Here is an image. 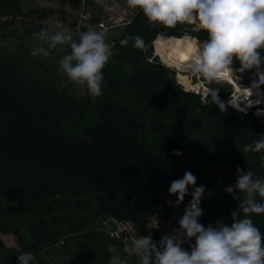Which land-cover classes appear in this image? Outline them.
<instances>
[{"label": "trees", "instance_id": "1", "mask_svg": "<svg viewBox=\"0 0 264 264\" xmlns=\"http://www.w3.org/2000/svg\"><path fill=\"white\" fill-rule=\"evenodd\" d=\"M23 13L15 0L7 14ZM50 13L38 7L26 12L39 20ZM9 24L4 20L0 27ZM194 27L152 26L134 10L123 33L112 40L114 54L103 69L97 98L75 97L0 52V248L1 234L9 232L25 248L20 222L61 212H87L99 221L130 219L143 233L155 209L178 222L192 197L170 206L167 202L177 197L168 190L185 170L197 178V186H205L199 222L205 227L218 219L231 224L238 201L224 189L235 182L237 167L264 176V152H243L264 134V123L224 102L230 85L225 84V94L211 85L219 89L225 104L221 110L210 97L203 101L198 93L185 91L173 70L153 56L158 34L196 44L208 38ZM128 35L143 37L147 50L133 47V41L122 47L119 42ZM234 66L238 70L239 62ZM174 150L182 155H173ZM253 221L264 234V214L254 215ZM107 236L121 256L120 240ZM152 237L161 239L156 233ZM62 249L78 264L67 241Z\"/></svg>", "mask_w": 264, "mask_h": 264}, {"label": "clouds", "instance_id": "2", "mask_svg": "<svg viewBox=\"0 0 264 264\" xmlns=\"http://www.w3.org/2000/svg\"><path fill=\"white\" fill-rule=\"evenodd\" d=\"M129 9H139L150 25L174 28L178 24L195 23L196 30L207 33V39L198 42L185 58L183 67L193 77L208 85L219 82L233 72L239 62V72L252 71L254 87L264 85V0H125ZM56 25L44 22L39 38L47 44L33 51V55L48 57L58 45H67L70 51L63 56L59 70L81 93L93 98L102 95L103 69L114 54V44L107 41L106 33L89 26L74 39L70 30H56ZM146 51L143 37L128 35L120 40L127 46ZM204 95L221 110L225 104L219 98V89L206 87ZM243 152H264V134L247 144ZM173 155L182 152L174 150ZM264 163V156H261ZM189 188L192 189L191 193ZM169 195H175L170 206L179 207L187 195L191 200L179 218V228L161 237L159 242L148 235L134 234L127 249L137 258V264H264V234L255 225L254 215L264 214V176L253 169L237 167L236 180L224 191L238 201L230 213L231 224L217 220L205 227L201 197L205 186H197V178L185 170L182 178L170 183ZM238 193V194H237ZM194 241V243H192ZM185 243L189 248L183 247ZM107 251L116 264H129L119 256L117 246L107 245ZM32 251L20 253L17 264H35Z\"/></svg>", "mask_w": 264, "mask_h": 264}, {"label": "crops", "instance_id": "3", "mask_svg": "<svg viewBox=\"0 0 264 264\" xmlns=\"http://www.w3.org/2000/svg\"><path fill=\"white\" fill-rule=\"evenodd\" d=\"M15 0H0V22L8 17V11L13 7ZM102 6V15L106 14V5L110 0H92ZM119 5L126 6L125 0H116ZM19 0L20 8L27 11L34 7L51 9L53 13L60 14L68 19H75L83 10L82 4L76 0ZM98 3V4H99ZM60 11V12H59ZM84 13V11H82ZM88 17L80 19L78 24L85 31L90 25ZM101 16L98 17L96 25ZM122 25L112 26L105 30H115L114 34L107 37L109 43L123 33ZM103 220V219H102ZM26 236V247L23 248L12 233L1 234L4 247L0 248V264H17L20 253L32 251L36 256L35 264H76L73 258L66 254L62 245L65 241L73 252L78 264H116L115 257L107 251L111 244L106 229L101 226V221L90 213L74 214L61 212L33 220L28 223L20 222ZM109 226L112 223L109 222ZM123 248V247H122ZM129 264H137L135 256L129 251L122 250L120 256Z\"/></svg>", "mask_w": 264, "mask_h": 264}, {"label": "rangeland", "instance_id": "4", "mask_svg": "<svg viewBox=\"0 0 264 264\" xmlns=\"http://www.w3.org/2000/svg\"><path fill=\"white\" fill-rule=\"evenodd\" d=\"M64 1L65 0H62L63 3H65ZM76 2L77 4L79 3L82 4L81 5L83 8L82 11H84V13L89 12L90 25L95 27L97 30H101V28L96 25V21L98 17L101 16L102 18L105 16L102 15V6L100 5V3L94 2L92 0H76ZM27 11H23L24 12L23 14H14L5 19L6 21H8V23L11 24H9L7 27L4 28L0 27V52L5 54H10L11 60L22 65L28 72H30L32 76L40 77L43 81L46 82H52L59 89H62L68 92L69 94H72L75 97L81 99L89 97L90 95L86 93H81L78 90V87L70 83L67 80L66 76L59 70L60 60L63 58L65 54H67L70 51V48L67 45H58L57 48L52 49L50 51V55L48 57H44L39 54L37 55L32 54L35 49L41 46L47 48V44L39 38V32L41 28L44 27L41 25H44L45 21H48L52 25H56L57 26L56 30H64V29L70 30L73 35V38L78 39L79 33L84 31L82 27H78V29L76 28L78 25V17L76 18L77 22L75 24L74 18L68 19L66 17L60 16L61 13L57 15L52 12L46 19L39 20L37 17L35 18V16H29V14H26ZM25 28L31 31L30 34L23 33V29ZM194 28L196 29V27ZM122 29H123L122 31H124V27H122ZM114 33L115 30L108 31L106 33V38ZM160 36L161 37H175V36H165L158 34L152 42L151 50L153 56H156L160 63L170 67L173 70L174 78L178 84H180L182 87H185L180 82L183 79H186L188 83L191 85V89H198V91H200L199 95L201 96V99L203 101H208L207 97L204 95V89L206 87H211V85L219 86L221 90L224 89L223 94L226 93L227 88L225 84L230 85L227 80L222 79L219 82H213L211 85H208L202 79L198 80V78L193 77L190 74V72H188L187 70L182 71L181 69L175 66L169 65L168 62L166 61V54L159 47L157 43V38ZM186 38L189 39L188 37ZM107 41L109 42V40ZM154 44H155V48H154ZM232 67L234 70L233 72L230 73V75L236 77L238 83L242 82L243 84H245V82L246 81L248 82L249 79L255 78L252 71L243 72L244 74L241 76H235L234 74H236L237 69L234 66V64L232 65ZM200 81H203V83H205L204 84L205 87H203V84H201ZM261 86L264 87V85ZM122 249L126 250L125 248Z\"/></svg>", "mask_w": 264, "mask_h": 264}, {"label": "built area", "instance_id": "5", "mask_svg": "<svg viewBox=\"0 0 264 264\" xmlns=\"http://www.w3.org/2000/svg\"><path fill=\"white\" fill-rule=\"evenodd\" d=\"M133 15V9L119 5L116 0H110L106 5L105 16L102 17L97 24L103 31L116 25L126 26L130 23ZM86 17H88V14L81 12L78 16V21ZM78 27H80L79 24L76 28L78 29ZM231 78L233 81H228L231 88L225 95L224 102L243 114H251L257 118L259 122L264 123V87L261 85L254 87L255 78L249 79L245 84L238 83L236 77L231 76ZM200 82L203 84V87H205V83H203V81ZM183 89L185 91H193L200 94L198 89L186 87H183ZM109 222L112 223V226H109ZM101 226L106 229L110 237L120 240L122 247L126 250L130 247L131 238L134 234L148 235L151 233L152 235V233H156L160 237H163L164 235L170 234L173 229L179 228L178 222L171 221L158 209L153 210L148 216L144 226L146 233L139 231L130 219L116 220L109 216L101 221ZM192 243H194V241H192ZM183 247L187 249L189 248V244L185 243Z\"/></svg>", "mask_w": 264, "mask_h": 264}, {"label": "bare ground", "instance_id": "6", "mask_svg": "<svg viewBox=\"0 0 264 264\" xmlns=\"http://www.w3.org/2000/svg\"><path fill=\"white\" fill-rule=\"evenodd\" d=\"M157 43L166 54V61L169 65L175 66L182 71H186V69L183 67L185 58L192 53V50L197 44L177 37L161 36L157 38ZM223 79L227 81H233L230 73L227 74ZM180 83H182L185 87L191 88V85L186 79H183Z\"/></svg>", "mask_w": 264, "mask_h": 264}]
</instances>
